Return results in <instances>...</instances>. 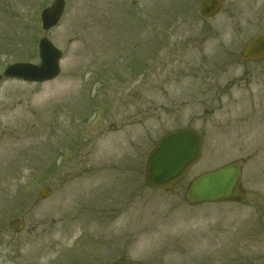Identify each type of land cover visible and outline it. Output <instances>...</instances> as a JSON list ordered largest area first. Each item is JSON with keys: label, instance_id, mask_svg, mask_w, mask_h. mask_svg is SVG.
Wrapping results in <instances>:
<instances>
[{"label": "rangeland", "instance_id": "rangeland-1", "mask_svg": "<svg viewBox=\"0 0 264 264\" xmlns=\"http://www.w3.org/2000/svg\"><path fill=\"white\" fill-rule=\"evenodd\" d=\"M64 1L45 32L54 0H0V76L39 65L42 38L63 54L54 81L0 80V264H206L221 234L239 244L225 262L264 264V61L239 58L264 0H226L212 20L202 0ZM186 127L205 137L200 163L171 193L147 189L150 151ZM231 162L244 197L188 205L189 182Z\"/></svg>", "mask_w": 264, "mask_h": 264}, {"label": "water", "instance_id": "water-1", "mask_svg": "<svg viewBox=\"0 0 264 264\" xmlns=\"http://www.w3.org/2000/svg\"><path fill=\"white\" fill-rule=\"evenodd\" d=\"M224 6V0H204L200 14L205 19L216 17ZM65 9L64 0H56L42 13L45 31L55 27ZM41 64H15L4 76L26 82L43 83L54 80L60 74L62 53L50 41L42 39L39 45ZM264 58V34L256 36L245 47L243 59L260 61ZM2 77H0L1 79ZM204 137L193 128L177 129L164 135L149 154L145 170V184L149 189L172 191L187 177L189 171L200 161ZM241 173L237 164L227 165L215 172L196 178L187 189L185 198L190 204L218 203L243 197L240 191ZM51 190L45 187L41 197H48ZM118 264H143L122 259Z\"/></svg>", "mask_w": 264, "mask_h": 264}, {"label": "flooded vegetation", "instance_id": "flooded-vegetation-1", "mask_svg": "<svg viewBox=\"0 0 264 264\" xmlns=\"http://www.w3.org/2000/svg\"><path fill=\"white\" fill-rule=\"evenodd\" d=\"M238 246L239 244H236L235 246H231L228 241H222V239H220V241L215 246L211 247V250H210V247L207 246L206 252L204 253V259H206V264H225L227 261L233 260V259H236L239 263L238 254H236V251H235ZM210 253L217 259L211 258L210 260L209 259ZM226 257H227V261L225 262ZM236 260H234L233 263ZM226 264H229V262H227Z\"/></svg>", "mask_w": 264, "mask_h": 264}, {"label": "bare ground", "instance_id": "bare-ground-1", "mask_svg": "<svg viewBox=\"0 0 264 264\" xmlns=\"http://www.w3.org/2000/svg\"><path fill=\"white\" fill-rule=\"evenodd\" d=\"M79 6H81L80 4L79 5H76V10L78 11L79 10ZM83 7V6H81ZM86 11H89V9L86 7L85 8ZM74 18L72 19V22H74ZM97 31V30H96ZM96 31L94 30H90L89 32H87L85 34V37H88L89 39L87 40V45L89 46V48H92L91 46L95 45V40H94V35L96 33ZM67 87H70V83H66L65 84ZM69 89V88H68Z\"/></svg>", "mask_w": 264, "mask_h": 264}]
</instances>
